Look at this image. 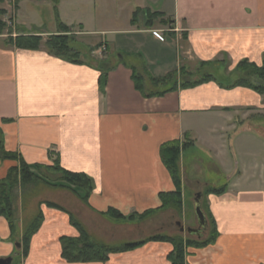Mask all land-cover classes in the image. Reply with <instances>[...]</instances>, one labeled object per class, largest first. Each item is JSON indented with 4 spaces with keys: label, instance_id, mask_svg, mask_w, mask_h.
Instances as JSON below:
<instances>
[{
    "label": "crops",
    "instance_id": "crops-1",
    "mask_svg": "<svg viewBox=\"0 0 264 264\" xmlns=\"http://www.w3.org/2000/svg\"><path fill=\"white\" fill-rule=\"evenodd\" d=\"M28 1L54 6L57 23L52 30H42L37 22L30 28L19 20ZM55 7L71 33L110 35L100 39L108 55L101 62L74 63L50 53L45 40L40 49L29 50L8 43L1 34L0 143L5 150L29 165H52L58 158L63 168L94 179L86 202L62 189L68 192V203L54 200L96 242H138L157 234L202 239L206 233L199 238L187 232L195 226L187 220L186 203L185 219L175 208L131 222L104 214L111 208L126 216L159 209L160 194L176 190L161 147L175 140L182 144L188 133L192 143L182 148L179 162L183 196L191 186L195 199L200 193L203 201L205 188L216 183L203 173L190 174L191 166L195 170L201 162L194 157H210V169L227 188L207 195V212L219 233L216 242L188 248L186 263L264 264V94L244 86L228 88L230 81L212 74L217 81L146 98L133 79L135 69L147 89L163 91L167 87L154 86L151 78L179 74L183 67L195 79L211 67L228 78L246 59L261 66L264 0H22L14 37L59 34ZM148 11L164 16L148 25ZM153 31L162 32L165 40ZM104 68H109L105 91ZM16 164L0 158V182ZM221 187L216 184V189ZM42 211L44 222L20 264H169L173 245L154 241L111 254L106 262L70 263L62 258L60 237H76L78 230L68 213L48 206ZM14 249L9 224L0 216V259L14 258Z\"/></svg>",
    "mask_w": 264,
    "mask_h": 264
},
{
    "label": "trees",
    "instance_id": "trees-1",
    "mask_svg": "<svg viewBox=\"0 0 264 264\" xmlns=\"http://www.w3.org/2000/svg\"><path fill=\"white\" fill-rule=\"evenodd\" d=\"M22 0H16V9L19 8V3ZM4 3V0H0V4ZM56 14L59 23V34L51 35L50 38L45 41L46 49L55 56L66 59L74 63H90L91 59L87 58L79 50H76L70 45L72 40L71 28L63 24L59 19V12L57 7ZM140 11L134 13L132 22H135L137 14ZM7 11L5 8L0 7V35L4 33L6 23L3 21V17ZM147 24L149 25L154 20L162 18L164 15L159 12L152 13L147 12ZM164 20L161 19V22ZM167 25L169 22H165ZM13 32L10 31V35L7 40L8 43L15 45L18 48L38 50L42 46L43 37L40 34H18L13 37ZM109 68H104V73L101 77V88L105 91L107 83V74ZM235 78L228 85V88H234L237 86H244L255 90L260 94H264V61L261 66L256 63H251L249 60L241 61L235 68ZM179 75V77H178ZM179 78V81H178ZM133 79L135 81L136 88L142 92L146 98L161 97L168 92L176 91L180 89H188L199 86L201 84L217 81L212 74H205L199 76V78H193L192 73L185 67L181 69V72L169 73L168 75L160 78H151V82L154 86L164 85L167 88L163 91H155L147 89L145 86L144 77L142 74L133 69ZM189 134L186 133L185 140L181 144L179 140L167 142L161 147V156L164 164L169 170L173 181L176 185V190L173 192L161 193L160 198L162 205L159 209L149 210L142 214L134 213L131 215H124L120 211L111 208L105 214V216L114 221H135L145 219L157 210L166 208H175L177 210L182 209V190L183 182L180 172L179 162L182 148L190 145L192 141L189 139ZM0 158L2 160L10 159L17 161L19 165L11 167L8 171L7 177L0 182V216L5 217L12 232V237L16 246L13 264H20L25 260L30 253L31 242L33 236L40 230L44 222V213L42 209L33 216L28 224H26L23 234L20 239H16L18 232V216L19 210L18 194L22 193L29 185H35L39 181H45L48 184L61 183L77 194L81 200L86 202L92 192L95 189V181L88 174L83 172H74L63 168L59 159L56 158L54 164H34L29 165L24 161L22 157H19L16 153L7 152L0 143ZM226 186L221 188L208 189L207 194H221L226 190ZM46 206L60 209L69 214L70 223L78 230V236H61L60 242L62 245V258L70 263H88V262H106L109 260L111 254L122 253L130 250H134L143 246L148 242H168L173 245L172 251L168 254L167 258L169 264H187L186 255L188 248L190 247H206L214 244L219 235L216 223L210 213H206L212 223V230L207 238L195 239L191 236L183 237L181 235L168 236L163 234L153 235L144 240L138 242H126L120 244H108L96 242L92 239L90 233L86 227L67 209L55 204L53 202H46ZM18 237V236H17Z\"/></svg>",
    "mask_w": 264,
    "mask_h": 264
},
{
    "label": "rangeland",
    "instance_id": "rangeland-1",
    "mask_svg": "<svg viewBox=\"0 0 264 264\" xmlns=\"http://www.w3.org/2000/svg\"><path fill=\"white\" fill-rule=\"evenodd\" d=\"M0 7L6 8L9 11L8 15H5L3 17V21L6 23V28L4 30V35L6 36L5 38L10 35V31L13 32V34L18 32L19 28H15L14 25V18L16 14V6L10 7V5L4 1V3L0 4ZM54 6L53 5H47V4H35L32 1H28L24 4L23 9L19 13V20L25 22L27 25L34 26L33 23L39 24L42 30H52L54 28V25L57 23L56 22V16L54 14ZM121 20H125V17L122 18ZM37 22V23H36ZM28 25V26H29ZM72 35V40L70 45L74 47L76 50H79L82 54H84L87 58L91 59V62H101V60L104 58L105 55H108L106 49H102V42L101 38H110V35H101V33H96L91 36H78L76 34H71ZM42 36V35H41ZM51 35H48L47 37H43V41H47L48 38H50ZM43 43V42H42ZM45 43V42H44ZM97 48V49H95ZM106 52V53H105ZM123 54V53H121ZM119 54H114L116 58H119L123 55ZM131 63L133 60H129ZM137 60H135L136 62ZM218 69H221V71H224V66L219 67ZM213 74L216 78L223 82H229L233 81L235 78V75L231 73V75L226 78L223 72H220L216 70L215 67L207 68L204 69L200 72V74H197V76H203L205 74ZM164 86V85H162ZM151 90H154V88H151ZM191 157H186V160H189ZM196 159H200L201 162H198V168L193 169L191 166L190 174H198V173H203L206 178H209L211 182H216L215 185L213 186H208L204 190V197L202 201V209L205 213H207L208 210V203H207V191L208 189L211 188H216L217 186L221 187L225 184V180H220L219 175L212 169H210V164L208 163V159L210 157H194ZM244 158V157H242ZM237 160L239 161L240 158L237 157ZM17 162V161H16ZM189 162L186 161V164ZM195 164V163H194ZM16 165H19L18 162ZM264 173V171H263ZM182 176V175H181ZM64 185L61 183H56L54 184H48L45 181H39L35 183V185H29L27 186L24 190H22V193L19 192L18 194V204H19V210L17 212L18 216V221H17V226H18V232L16 235V239H20L21 235L24 232L26 224H28L29 220L38 214V212L42 209L43 206H46V202H53L55 204H58L63 207L60 203L57 201H62L63 203H68V192H60L59 189H62L64 191H72L69 188L65 186H60ZM73 192V191H72ZM75 194V193H74ZM57 199L56 200H54ZM195 193L192 191L191 186L188 187L187 193L185 196H183V190H182V209L179 210L182 211L184 209V204L186 203L187 206V212L185 214H188L187 220L189 222H193V226L198 227V221L196 217V212H195ZM22 208V209H21ZM169 208H166V210ZM208 214V213H207ZM21 217H24L25 219H21ZM182 218H184V215L182 214ZM210 226L208 231L206 232L205 238L209 236V233L212 230V223L210 221V218H208ZM187 221V222H188ZM23 223V225H21ZM177 228V227H176ZM21 233V235H19ZM18 236V237H17ZM94 241H97L95 238H93ZM123 242H117L116 244H120ZM62 246V245H61ZM15 252V249H14ZM15 255V253H14Z\"/></svg>",
    "mask_w": 264,
    "mask_h": 264
},
{
    "label": "water",
    "instance_id": "water-1",
    "mask_svg": "<svg viewBox=\"0 0 264 264\" xmlns=\"http://www.w3.org/2000/svg\"><path fill=\"white\" fill-rule=\"evenodd\" d=\"M195 212H196V216L198 218L199 221V225L201 226L200 228H188L187 232L190 235L193 236H198L199 238L203 237V232H205L207 226H208V221L206 218V214L204 213L203 209H202V194H197V197L195 199ZM182 231H185V228H182ZM13 261V257H7V258H2L0 259V264H12Z\"/></svg>",
    "mask_w": 264,
    "mask_h": 264
},
{
    "label": "built area",
    "instance_id": "built-area-1",
    "mask_svg": "<svg viewBox=\"0 0 264 264\" xmlns=\"http://www.w3.org/2000/svg\"><path fill=\"white\" fill-rule=\"evenodd\" d=\"M7 1V3L10 5V6H13L14 5V2H15V0H6ZM154 35L158 38V39H160V40H164V37H163V35L160 33V32H158V31H154Z\"/></svg>",
    "mask_w": 264,
    "mask_h": 264
},
{
    "label": "flooded vegetation",
    "instance_id": "flooded-vegetation-1",
    "mask_svg": "<svg viewBox=\"0 0 264 264\" xmlns=\"http://www.w3.org/2000/svg\"><path fill=\"white\" fill-rule=\"evenodd\" d=\"M201 226L198 224V227L197 228H200ZM204 233V232H203Z\"/></svg>",
    "mask_w": 264,
    "mask_h": 264
}]
</instances>
